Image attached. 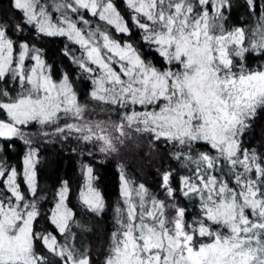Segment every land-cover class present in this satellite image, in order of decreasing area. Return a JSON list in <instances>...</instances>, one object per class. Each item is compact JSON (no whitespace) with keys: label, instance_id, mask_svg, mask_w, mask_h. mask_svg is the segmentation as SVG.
Masks as SVG:
<instances>
[{"label":"snow or ice","instance_id":"1","mask_svg":"<svg viewBox=\"0 0 264 264\" xmlns=\"http://www.w3.org/2000/svg\"><path fill=\"white\" fill-rule=\"evenodd\" d=\"M258 119L264 0H8L0 264H264ZM138 141L158 157L155 188L123 161ZM49 145L80 158L75 192L42 182ZM98 160L118 163L114 204ZM109 211L103 241L87 240Z\"/></svg>","mask_w":264,"mask_h":264},{"label":"trees","instance_id":"2","mask_svg":"<svg viewBox=\"0 0 264 264\" xmlns=\"http://www.w3.org/2000/svg\"><path fill=\"white\" fill-rule=\"evenodd\" d=\"M8 0H0V8L7 7ZM233 19H236L234 15ZM256 131L253 138H250L253 143H259L264 138V119H258L256 123ZM126 162L127 172L134 177L148 178L145 183L150 188H155L157 182L156 167H159L158 157L149 154L148 147L145 151L134 152L129 150L123 151ZM122 153V154H123ZM9 160L19 166L21 160L20 155L13 154L9 157ZM42 176L43 183L49 187L57 180V178L70 179L73 191L75 192L79 187V181L81 180L80 173V158L74 153L67 150H62L60 147L52 151L46 149L42 156ZM137 164V165H136ZM143 164V166H141ZM151 164L152 167L149 166ZM140 166V168H139ZM175 166V164H173ZM98 175L99 187L103 191L106 200L109 204H114L120 199V179H119V167L118 163L109 160L103 161L98 160ZM137 175V176H136ZM136 180V179H135ZM138 181V180H136ZM140 182V181H138ZM90 223L93 226V232L88 234L87 240L93 243L102 242L106 233L110 230L111 225V212L109 211L108 216L104 218H98L91 220Z\"/></svg>","mask_w":264,"mask_h":264},{"label":"rangeland","instance_id":"3","mask_svg":"<svg viewBox=\"0 0 264 264\" xmlns=\"http://www.w3.org/2000/svg\"><path fill=\"white\" fill-rule=\"evenodd\" d=\"M83 87V86H82ZM58 147L59 146H56V145H49V146H47V148L46 149H48V150H50V151H52L53 150V148L54 149H58ZM148 146H147V144H146V142H144V141H138L136 144H132V143H130L126 148H124L123 150H122V153H123V151H128L129 152V150H131V151H134V152H143V151H145V149L147 148ZM154 156V155H153ZM124 157V153L122 154V158ZM125 158V157H124ZM113 161H115V160H113ZM123 161L125 162V159H123ZM115 162H117V161H115ZM125 164H126V162H125ZM137 165V164H136ZM141 166H143V164H141ZM149 166L150 167H152L151 166V164H149ZM139 168H140V166H139ZM137 176V175H136ZM132 178L135 180H138V181H140V182H143V183H147V181H148V178L146 177V176H144L143 178H141V177H139V179H137V177H134V176H132ZM137 181V182H138ZM156 186V185H155ZM120 199H121V196H120Z\"/></svg>","mask_w":264,"mask_h":264}]
</instances>
